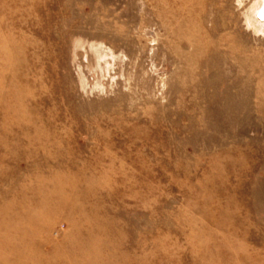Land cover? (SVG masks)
Returning a JSON list of instances; mask_svg holds the SVG:
<instances>
[{
    "label": "rangeland",
    "instance_id": "1",
    "mask_svg": "<svg viewBox=\"0 0 264 264\" xmlns=\"http://www.w3.org/2000/svg\"><path fill=\"white\" fill-rule=\"evenodd\" d=\"M264 0H0V264H264Z\"/></svg>",
    "mask_w": 264,
    "mask_h": 264
},
{
    "label": "water",
    "instance_id": "2",
    "mask_svg": "<svg viewBox=\"0 0 264 264\" xmlns=\"http://www.w3.org/2000/svg\"><path fill=\"white\" fill-rule=\"evenodd\" d=\"M260 19H262V20H264V17L262 16V14L260 15V17H259Z\"/></svg>",
    "mask_w": 264,
    "mask_h": 264
}]
</instances>
